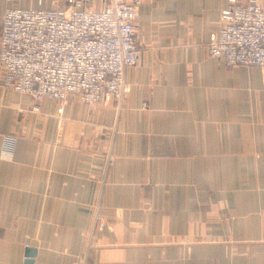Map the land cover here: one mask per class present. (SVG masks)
Segmentation results:
<instances>
[{
    "label": "crops",
    "instance_id": "0c3cea01",
    "mask_svg": "<svg viewBox=\"0 0 264 264\" xmlns=\"http://www.w3.org/2000/svg\"><path fill=\"white\" fill-rule=\"evenodd\" d=\"M66 3L0 0V35L8 7ZM140 6L122 104L34 112L0 69V264H264V69L209 55L229 0Z\"/></svg>",
    "mask_w": 264,
    "mask_h": 264
},
{
    "label": "built area",
    "instance_id": "2783aa9c",
    "mask_svg": "<svg viewBox=\"0 0 264 264\" xmlns=\"http://www.w3.org/2000/svg\"><path fill=\"white\" fill-rule=\"evenodd\" d=\"M86 1L4 11L3 85L30 96L34 112L45 99L58 101L61 114L70 96L91 106L122 102L131 90L126 74L141 61L137 20L143 0H102L100 10L87 9ZM207 48L228 67L264 68V2L229 0ZM5 141L4 151L12 153L17 138L7 135Z\"/></svg>",
    "mask_w": 264,
    "mask_h": 264
},
{
    "label": "rangeland",
    "instance_id": "374dc122",
    "mask_svg": "<svg viewBox=\"0 0 264 264\" xmlns=\"http://www.w3.org/2000/svg\"><path fill=\"white\" fill-rule=\"evenodd\" d=\"M89 2H90V0H87L86 1V3H85V5H86V7H87V9H91L90 7H89ZM57 7L58 6H60V5H56ZM55 6V7H56ZM69 6V4H68V0H67V3H66V5L65 6H61V7H68ZM14 7V6H13ZM53 9V8H52ZM92 10H95V9H92ZM140 14H141V6H140ZM139 17H140V15H139ZM139 17H138V20H139ZM138 20H137V24H138ZM138 26H139V24H138ZM140 31V30H139ZM142 42V41H141ZM142 45L144 46V43L142 42ZM141 62V61H140ZM140 64V63H139ZM138 64V65H139ZM1 69V68H0ZM264 69V68H263ZM129 82V81H128ZM33 101V100H32ZM123 102V101H122ZM122 102H121V104H122ZM33 105H34V103H33ZM102 105V104H101ZM91 106H96V105H91ZM32 111H33V108H32ZM108 126L109 127H111V129H116L117 128V124H116V122H114L113 120H109V124H108ZM7 136V135H6ZM13 136V135H12ZM14 137H16L15 135H14ZM5 152V151H4ZM114 162H115V156H114V154L110 151L109 152V154H108V158H107V163L109 164V166L111 167L113 164H114ZM109 166H107V167H109ZM101 177V176H100ZM106 177L108 178V172H107V175H106ZM94 222H95V227H97V228H104L105 226H106V224H107V221L106 220H101L100 218H98V217H96L95 219H94Z\"/></svg>",
    "mask_w": 264,
    "mask_h": 264
},
{
    "label": "water",
    "instance_id": "95a60500",
    "mask_svg": "<svg viewBox=\"0 0 264 264\" xmlns=\"http://www.w3.org/2000/svg\"><path fill=\"white\" fill-rule=\"evenodd\" d=\"M28 252H29V253H28V256H29V257H34L35 252H33V250H29ZM32 263H33L32 261L29 262V264H32Z\"/></svg>",
    "mask_w": 264,
    "mask_h": 264
}]
</instances>
